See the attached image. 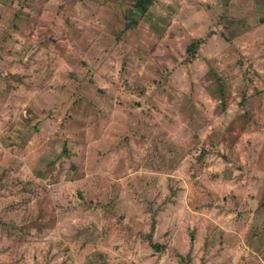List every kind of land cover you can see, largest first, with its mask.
Returning <instances> with one entry per match:
<instances>
[{
    "label": "rangeland",
    "instance_id": "obj_1",
    "mask_svg": "<svg viewBox=\"0 0 264 264\" xmlns=\"http://www.w3.org/2000/svg\"><path fill=\"white\" fill-rule=\"evenodd\" d=\"M139 1L0 0V264H264V0Z\"/></svg>",
    "mask_w": 264,
    "mask_h": 264
},
{
    "label": "trees",
    "instance_id": "obj_2",
    "mask_svg": "<svg viewBox=\"0 0 264 264\" xmlns=\"http://www.w3.org/2000/svg\"><path fill=\"white\" fill-rule=\"evenodd\" d=\"M153 1L154 0H140L135 11H138L139 14L143 15L147 11V8L153 4ZM154 247L159 249V245H155Z\"/></svg>",
    "mask_w": 264,
    "mask_h": 264
}]
</instances>
